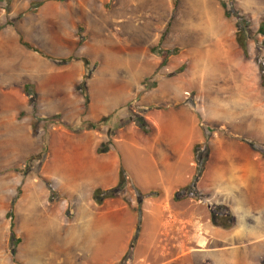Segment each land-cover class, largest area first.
I'll list each match as a JSON object with an SVG mask.
<instances>
[{
    "label": "rangeland",
    "instance_id": "obj_1",
    "mask_svg": "<svg viewBox=\"0 0 264 264\" xmlns=\"http://www.w3.org/2000/svg\"><path fill=\"white\" fill-rule=\"evenodd\" d=\"M36 3L40 4L35 7ZM239 22L246 29L249 59H244L260 85L259 64L264 72V32L260 31L264 28V0H178L177 4L174 0H0V264H93L107 255L104 249H66L70 230L58 229L59 220L66 225L75 222L74 210L81 202L69 200L47 178L44 165L51 149L76 145L64 131L96 133L102 140L99 153L112 148L119 129L135 124L134 114L145 116L141 97L152 81L158 84L163 78L177 76L164 80L155 92H159L160 100L182 102L184 92L192 86L183 76L190 65V52L196 49L193 45L200 41L201 50L218 53L219 35L234 37ZM20 34L43 53L32 50L36 64L20 54L26 49L19 42ZM16 35L14 74L9 67H13L16 54ZM238 48L234 49L241 58ZM223 64L217 59L211 66ZM19 71L30 76L22 77ZM130 87L135 88L132 97ZM260 88L264 100V88ZM26 91L37 98L36 112ZM20 92L26 94L27 102ZM255 93L249 87L232 88L225 96L221 93V100L231 110L234 105L231 97H226L229 94H243L244 101H253L261 116L231 117L228 129L254 133L264 141V124L259 121L264 117V107ZM192 101L193 96H189L187 102ZM201 105L212 115L215 107L211 99ZM110 110L115 113L102 119ZM57 113L61 116L53 115ZM253 142L264 146L258 140ZM129 181L127 192L114 199L123 201L133 214L136 234L129 251L116 264H141L134 259L132 247L139 236L142 202H138L139 188L132 179ZM18 238L15 260L7 249ZM235 247L197 253L190 259L193 264H227L234 254L252 252L251 245ZM145 249V244L139 246V252Z\"/></svg>",
    "mask_w": 264,
    "mask_h": 264
},
{
    "label": "crops",
    "instance_id": "obj_2",
    "mask_svg": "<svg viewBox=\"0 0 264 264\" xmlns=\"http://www.w3.org/2000/svg\"><path fill=\"white\" fill-rule=\"evenodd\" d=\"M219 36L218 53L201 50L200 41L193 45L196 49L190 52V65L183 76L191 81L192 86L184 92L186 96L182 102L160 100L159 92H155L164 80L177 76L163 78L158 84L157 80L152 81L144 89L141 102L146 109L143 117L151 128L149 134L136 124H128L119 129L112 148L99 153L97 147L102 140L96 133L85 131L75 135L64 131L76 145L51 149L44 165L47 178L69 200L81 202V206L74 210L77 216L75 222L66 225L59 220L58 229L70 230L66 237V249L73 246L78 250L108 251L106 256L104 254L100 261L93 264H116L129 251L136 228L135 218L127 205L118 199H107L102 204L93 200L96 188L110 189L117 185L119 171L123 167L141 191H162L161 195L142 201L139 236L132 247L136 261L141 264H193L190 258L197 253H214L230 246L251 245V253L246 251L242 256L234 254L226 261L227 264H262L264 155L250 146L246 139L264 141L254 133L243 134L241 129H228L231 117L239 120L247 115H261L251 104L253 101H248V98L243 100L246 95H227L233 101L234 109L231 110L222 102L221 93L225 96V92L232 88L242 90L249 87L251 91H256L254 95L261 100L262 107L264 100L256 73L246 65L235 38L228 33L225 37ZM13 41L16 54L13 67L9 68L16 74L17 35ZM234 46L240 50L242 60L238 58ZM33 53L28 48L20 51L23 58L36 64L37 57ZM215 58L223 60L225 66H211ZM237 59L241 62L236 63ZM144 72L147 74L150 70ZM20 73L22 77L26 74L30 76L25 71ZM15 80L17 84V78ZM134 91L135 88L130 87L131 97ZM19 95L27 102L26 94L20 92ZM189 96H193L192 103L187 102ZM206 99L214 103L212 115L201 108V102ZM113 113L115 111L106 112L102 119ZM259 121L264 124V117ZM204 126L215 131L210 139L205 170L195 186L203 197L196 198L183 189L192 183L195 176L197 163L194 150L197 144L204 143ZM212 205L225 206L235 224L228 229L214 225L210 212ZM37 228L40 227L35 230ZM142 244L146 249L139 252ZM7 251L11 252L9 247ZM14 259H17V248ZM254 259L256 263L252 262Z\"/></svg>",
    "mask_w": 264,
    "mask_h": 264
},
{
    "label": "trees",
    "instance_id": "obj_3",
    "mask_svg": "<svg viewBox=\"0 0 264 264\" xmlns=\"http://www.w3.org/2000/svg\"><path fill=\"white\" fill-rule=\"evenodd\" d=\"M174 3L177 4L178 0H174ZM39 4L40 3H36L35 7L38 6ZM222 7L224 9L225 17H228L230 14L227 10V6L225 5V3L222 4ZM235 14H237V12ZM237 18L243 19L238 15H237ZM237 27L238 28L234 34V38H235V41L237 43V46L239 47V49L243 53V57L246 60H248L249 59L248 45H247V40L245 38L246 37V31L245 30L246 29L241 27L240 22L238 23ZM260 31L263 33L264 28L260 27ZM19 40H20L21 44H23L26 48L41 53L37 48L32 46L29 42L25 41L21 34L19 36ZM41 54H43V53H41ZM49 58H51V57H49ZM259 67H260V72H261L260 85H261V87L264 88L263 67L261 64H259ZM26 93H27V96L30 98V104H31L33 110L36 112V110L38 109L36 96L32 95L29 91H26ZM57 116H55V117H57ZM55 117H52V118L54 119ZM132 120L145 134H149L151 132V128L149 127L147 121L145 120V118L142 115L134 114ZM33 126H35V124ZM202 130H203V134H204V143L197 144L195 146V150H194L195 161L197 163V170H196V173H195V176L193 178L192 183L188 187L183 189V191H188L189 195L194 196L196 198H202L203 197L196 190L195 186H196V183L199 180V178L202 176V174L205 170V167H206V163L208 160V152H209V141H210L211 136L213 134L214 128L209 127V129H208L206 126H204V127H202ZM247 142L253 148H255L257 150L259 149L261 151V153L264 155V146L258 145L256 143H254L253 141H247ZM129 180H130V178L126 174L124 168L121 167V169L119 171V181H118L117 185L113 188H110V189L96 188L93 192V200L97 204H102L107 199L118 198L120 195L127 192L129 184H131V182ZM47 184L49 186L48 182H47ZM137 194H138V202L140 204L144 198L151 197V196H159L162 194V191L161 190H150V191L144 193V192L140 191L139 189H137ZM16 198H17V196H16ZM210 212H211L212 222L216 226H220L222 228L228 229V228H231L235 224L234 218L232 217L229 210L225 206L212 205L210 207ZM138 216L139 217H138V221H137V225H138L137 235H138V232L140 230V224H141L140 214ZM13 226H14V224H11V228H13ZM12 240H13V238H12ZM19 243H20V239L18 238L17 241L16 240L13 241L12 247L10 248V251H11L13 258L16 255V248H17ZM17 264H20V263L17 262Z\"/></svg>",
    "mask_w": 264,
    "mask_h": 264
},
{
    "label": "bare ground",
    "instance_id": "obj_4",
    "mask_svg": "<svg viewBox=\"0 0 264 264\" xmlns=\"http://www.w3.org/2000/svg\"><path fill=\"white\" fill-rule=\"evenodd\" d=\"M157 1H159V0H157ZM155 3H157V2H155ZM154 4V3H153ZM200 5V4H199ZM155 7H158V5H156Z\"/></svg>",
    "mask_w": 264,
    "mask_h": 264
}]
</instances>
